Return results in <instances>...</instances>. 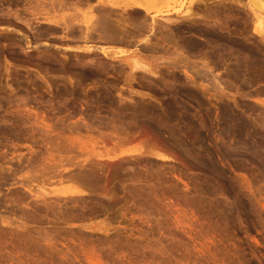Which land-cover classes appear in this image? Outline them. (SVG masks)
Masks as SVG:
<instances>
[{"label":"rangeland","instance_id":"374dc122","mask_svg":"<svg viewBox=\"0 0 264 264\" xmlns=\"http://www.w3.org/2000/svg\"><path fill=\"white\" fill-rule=\"evenodd\" d=\"M33 1L20 0L16 5L0 0V264H264V162L251 158L255 142L264 141V79L246 89L251 97H241L228 83V66L223 65L213 74L220 89L205 93L204 86L210 87L212 77L208 82L190 78L184 70L168 67L163 58L157 63L148 59L154 68L160 64L157 76L136 72L133 80L125 61L65 49L83 48L87 44L81 40H61L62 32L55 37L39 36L50 32V26L42 19L45 16L33 15ZM37 1L46 5L52 0ZM158 1L162 12L172 7L184 12L193 0ZM240 2L246 5L238 8L240 13L232 15L225 10L207 20L228 23L224 32L254 48L261 39L254 34L258 22L250 11L252 2ZM59 12L51 14L59 16L67 11ZM172 13L161 19L165 21H160L162 25L170 23L166 17L175 24L184 22L183 14ZM17 14L22 22L16 19ZM103 43L95 45L127 52L133 48ZM194 81L197 86L190 87ZM184 85L194 88L201 98L186 99L181 93ZM135 104L152 105L160 113L161 106L168 109L172 105L181 117L189 113L200 131L198 137L192 134V139H184L185 147L166 140L168 145L160 150L170 156L167 161L148 153H133L146 146L138 136L122 143L124 146L119 144L118 133L123 130L118 129L123 125L129 128ZM36 109L45 114V123L32 113ZM232 116L234 124L242 120L249 125L240 137L225 135L222 123L226 118L230 122ZM184 125L179 124L186 128ZM153 143L148 149L156 146ZM113 146L116 150L112 151ZM107 151L113 153V159L103 157ZM127 160L132 163L128 165ZM121 162L123 168L118 166ZM103 166L119 168L117 179H105L98 191L94 189L97 192L89 189L80 197L71 195L73 200L78 197L76 201L61 200L64 191L81 189L70 177Z\"/></svg>","mask_w":264,"mask_h":264},{"label":"bare ground","instance_id":"6f19581e","mask_svg":"<svg viewBox=\"0 0 264 264\" xmlns=\"http://www.w3.org/2000/svg\"><path fill=\"white\" fill-rule=\"evenodd\" d=\"M9 1H10V3L11 2L12 3H17L16 5H18V2H20V0H9ZM43 2L42 1L35 0L34 3H36V5L34 7H31L33 9V11H32L33 12V15L35 17L36 16L40 17L42 15L45 16L46 18H42V19L43 20L45 19L44 22L47 23L50 26V28H49L50 32H48L46 30L45 32H41V34L39 36H41L43 38L46 35H52V36L54 35V37H55V35H57V33L62 32L63 33V36L62 37L59 36L61 38V40L62 39L70 40V41H71V39L72 40H81L82 42H85L87 44L83 48H81V47L80 48L79 47L78 48H74V47L73 48H70L69 47V48H65V49L67 51L77 52V53H81V54L84 53V54L92 55V56L100 54V55L103 56V58H106V59H110L111 58L112 60L125 61L127 63V65L130 67V69L132 70V74H133V71L135 72L134 73L135 76H133L131 74V76H130L131 79H133L134 77L137 76L136 75V72H145V73H148V74H152V75H156L157 76L158 69H159L160 64L158 63L157 68H154V67H152L149 64L148 61H150V60H148V59H152V61L155 60L154 62H156V61H162L163 58H166L165 61H167V62H164V63H166L168 67H171V69H172V66L174 68H180V69L184 70V72L190 78L195 77V78L203 79L205 81V80H207V78H210V80H211V77H212V81L213 82L210 83V87L207 86V85L204 86L206 88V90H204L203 92H205V93L206 92H210V91L216 92L218 86H221V85H219L220 83L219 84L216 83V81L218 79L213 74H214V71L216 70V68H219V67L221 68V66H223V65L229 67V68L227 67L229 70L226 68V72L228 73V81H230L228 83H230V86H232V87L234 86V88L236 90V93L237 94H240L241 97H244V98L251 97L250 94H249V91L247 92L246 89L252 87V85L254 87V84L256 85L257 82H261L260 80H263L264 79V46H261V44L262 45L264 44V22H263L264 21V14H262V13H264V0H251L252 5L250 6V11L252 12L253 18L255 20H257V22H258L257 25L254 27V34L257 35V37L261 39V42H260L261 44H259V43L257 44L256 43L257 45L255 44L256 47H254V48H249L248 45L246 44L247 42L238 40L237 38L235 39L233 37V35H231L229 32H224L223 30H225L226 27H228V25H227L228 23L227 24H226V22L225 23L224 22H220L219 23L218 22L219 20H215V21H212L211 20L213 23L212 22L209 23L210 21L208 22V20H207V17L208 18L211 17V16L213 17V15L215 17H217V16L219 17V14L221 12H224L225 10H228L229 12H231L232 15H233L234 12L240 13L241 10H239L238 8L243 6V4H241L240 0H193L192 1V7L189 8L188 10L184 11V12H181V9L180 10L179 9L176 10V8H174V7L168 8V10H166L165 12H162L161 10L158 9V6L157 5H159L160 2L158 1L159 3L157 4V0H55L54 2H52V6H50V3L51 2H49V1H47L48 4H46V5ZM229 4H231V6ZM47 5L50 6L51 8H48L47 9ZM228 6H230V9L228 8ZM244 6H246V5H244ZM255 7H259V9H260V11L262 13L259 12V9L255 8ZM7 9H8V7H7ZM197 9H201V11H205L207 14L204 12L205 14L203 15L202 13L198 12ZM213 9H215V10H213ZM241 9H243V8H241ZM0 11H2L1 8H0ZM7 11H9V10H7ZM59 11H62V13H63V11H67V12H65V13H63V14H61L59 16H56L55 14L54 15L51 14V13H58ZM210 11L211 12L214 11L213 14H210L211 13ZM172 12H174L177 15L183 14L181 18H182V20L184 22L183 23L181 22L182 24H179V23H176L175 24L174 22H171L172 19L170 17L169 18L166 17V22L169 21L170 23L168 25H165V26L162 25L161 22L164 21V20L161 21V19H165V16L166 15L167 16L168 15L171 16V14H173ZM59 13H61V12H59ZM225 13H226V11H225ZM245 14H246V12H245ZM248 14H249V12H248ZM19 15H22V14H19ZM181 18L179 19V21L181 20ZM16 19L19 20V21L21 20V22L23 21L21 18H19L18 14L16 16ZM254 19H252V20H254ZM164 23H165V21H164ZM238 24H239V22H238ZM240 27H241V25H240ZM42 28H43V26H42ZM234 29H235V27H234ZM24 31H26V30H24ZM232 31H234V30H232ZM241 32L242 31H241V28H240V33L239 34H241ZM96 42H101V43L102 42H104V43L105 42L106 43H115V44H119L121 46H123V45L131 46L133 48H131V50L129 52H127L125 50H120L119 48H116L115 50H111L112 47L109 48V47L101 46V45H98V44L95 45ZM48 45L49 44H46V46H48ZM96 57H94V59ZM89 59H92V58H89ZM197 59H199V61ZM232 60H234V62ZM82 62H84V61H82ZM92 62H94V61H92ZM229 62H231L232 64H230ZM91 65H93V63H91ZM106 66H108V65H106ZM119 72H120V70H119ZM160 72H161V70L159 71V74H160ZM72 73H74V72H72ZM187 80L188 79H186V82H189ZM210 80H207V82L210 81ZM172 81L173 80H171V82ZM222 81H223V79H222ZM225 81H227V80H225ZM168 83H170V82H168ZM228 83H226V84H228ZM205 84H207V83H205ZM192 85H194V86H190V85L189 86L190 87L197 86V84H196L195 81L192 82ZM185 86L186 85H184L183 88ZM189 88H186L185 87V89L181 91V93L183 94V96L186 99H188V100H189V98H190V100H191V98H196L197 99L199 95L193 91L194 88L192 90H191V88L190 89ZM259 88L261 89L262 87H259ZM154 89H156V88H154ZM218 89H220V88H218ZM221 89H222V87H221ZM250 89H253V88H250ZM260 89H259V91H260ZM196 91H198V90H196ZM244 91H246V92H244ZM200 92H201V90H200ZM203 92L201 93V95L203 94ZM260 92H262V91H260ZM179 93H180V91H179ZM121 96H123V95H121ZM225 96H228V95H225ZM199 98H201V97L199 96ZM164 99L165 98H163V100ZM114 100H115V98H114ZM121 100H122V98H121ZM147 102L148 101H146V103ZM25 105H26V103H25ZM135 105H136V107H133L132 106L133 109H132L131 114H130V116H131L130 122H128V120L126 119L127 122H128V124H130L129 128H127L128 126L125 127L124 125L123 126L121 125L122 126V129H121V127H120V129H118V130H123V132L121 131L122 133H120V131L118 133V134H121V135H118V136H120L118 138L119 141H120V142L118 141L119 144L120 143L121 144L122 143L125 144L124 142H128L130 140L133 141L138 136V137H140L139 139L142 140V142L146 146V147H141L140 149L134 151L133 153L137 152V153H139V155L140 154L143 155L145 153H148V154H150L151 156L155 157L156 159H158L160 161H167V160H169L170 156L168 155V153L166 154L165 152H163V149H162V151L160 150L161 148H165L168 145V143L166 142V140H170V141L174 142L175 144H179V145H182L183 147H185L186 144H187L185 142H187V141H185L184 139H186V138L188 139V137H190L192 134H194V137H198L196 135H198L200 131L192 123V119L191 118H190L191 120L189 119V116L187 115L189 113H187V114L184 113L185 115L182 113L184 116L181 117V116H179L181 114H178V111H174L175 109L173 110L172 105H169V108L168 109L163 108L161 106V112L162 113H160L158 111V108H156V107H154L152 105H151V107H149L148 105L146 107L137 106V104H135ZM199 105H201V104L199 103ZM19 108H21V107H19ZM176 110H178V109H176ZM223 110H224V113L226 112V114L229 112V111L227 112V108L226 107ZM30 111L31 110H29V113L31 114ZM118 111H120V110H118ZM57 112H58V110H57ZM181 112H182V109H181ZM188 112H190V110ZM234 112H236V111H234ZM32 113L35 114L36 117L41 118V120L44 121V123H45L46 116L43 113V111L42 112H39L36 109ZM222 114H223V112H222ZM90 115H92V114L90 113ZM186 115L188 117H185ZM227 115H225V116H227ZM260 115L262 116V114H259V116ZM195 116L193 117V121H194V118H196ZM125 117H127V116H125ZM208 117H210V116H208ZM262 118L264 119V117H262ZM263 119H262V124H263V121H264ZM183 120H185V121H183ZM230 120L231 121L227 123V118H226L224 120V123H222V124H224L223 126L225 127L224 128V130L226 131V134L225 135H227V136H234V137H236V136L237 137L242 136L243 135V131H245V129L249 125L248 124H245V122L242 121V120H241L242 122L240 121V122H237L236 124H234L233 122L235 120L233 119V116H232V119L230 117ZM209 121H211V120L209 119ZM173 122H176V123H173ZM181 122H183V124L185 123L184 126H186V128H181V126H179V124ZM48 124H49V122H48ZM200 124H201V122H200ZM201 125H203V124H201ZM10 127H12V126H10ZM46 127L49 128V129L51 128L50 125H47ZM117 127H115V128H117ZM203 128H204V126H203ZM61 130H62V128H61ZM132 130H134V131L136 130V133L134 132V134H133L132 133ZM106 137L109 138L110 136L109 137L106 136ZM192 138L193 137L191 136V139ZM251 138L258 140L257 137H255V138L251 137ZM112 140H114V139H112ZM198 141H200V140H198ZM237 141H238V138H237ZM242 141L243 140H241L240 142H242ZM51 142H52V140H51ZM153 142L157 146V147L156 146H153V148L155 147L157 150L155 148H154L155 150L153 148H149L148 149V147H152L151 146L152 145L151 143H153ZM195 142H196V140H195ZM48 143H50V142H48ZM134 143H135V141H134ZM166 143H167V145L165 146ZM189 143H191V142L189 141ZM111 145H112V143H111ZM238 145H241V144L239 143ZM119 146H118V149H119ZM123 146H120V147H123ZM254 146H252V150H251L252 156H251V158L253 157L255 159L254 161L264 162V141L263 142H257V144L255 142ZM112 148H111L112 151L113 150H116V147L114 148V146H113ZM237 148H239V147H237ZM243 148L245 149L244 146H243ZM243 148H241V146H240V149H243ZM168 151H171L172 152V150H169V149H168ZM107 152H108L107 154H105V152L103 153V154H105L103 157H106L108 159H113L114 156L111 155L112 152H109V151H107ZM187 153H188V150H187ZM190 153H192V152L190 151ZM194 153L195 152H193V154ZM248 153H249V150H248ZM182 154H184V152ZM121 155H122V153H121ZM145 156H146V154H145ZM126 157H128V156H126ZM183 158H185V157H183ZM210 160H212V159H210ZM115 161H116V159H115ZM124 161L126 162V160H124ZM96 162H98V161H96ZM100 163H101V161H100ZM131 163L128 161V165L131 164ZM187 163H188V161H187ZM122 164L123 163L121 162L118 166L121 167ZM204 164H206V163H204ZM125 165H126V163L124 164V166ZM110 166H111V164H110ZM97 167H96V170H95V168H91V170H89V172H82L79 175H76L75 174V176L70 177L71 183L72 182L78 183L79 186H81L80 187L81 189H79V190L76 189V190H67V191H64L62 193V195L64 196V198L62 197L63 199H61V200H63V201L64 200H66V201L68 200L69 201L70 198H72V200H73L74 197H71V195H78V196L80 195L81 196V195H84V193H86V191L88 192L89 189H93V190L95 189V190H97L100 187V185L103 184L102 182L105 179H109L110 177L111 178L116 177V179H117V177H118L117 174L119 173V170H118L119 168L117 169V168H112V167L110 168L108 166L107 167L106 166L105 167L103 166L104 168H101V169L98 168V171H97ZM140 167H142V166H140ZM207 167L209 168V166H207ZM33 168H34V166H33ZM122 168H123V166H122ZM203 169L205 170V168H203ZM50 170H52V168ZM122 170H124V169H122ZM70 174H72V171H71ZM131 175H133V174H131ZM135 175H136V173H135ZM4 176H5V174H4ZM40 176H41V174H40ZM67 176H68V174H67ZM46 177H47V174H46ZM38 179H39V177H38ZM131 179H132V177H131ZM110 180L113 181L115 179H110ZM39 182H42V181H39ZM97 191H95V192H97ZM108 191H110V190H108ZM44 192L46 193V191H44ZM34 193H37L36 192V189L34 190ZM44 197H46V196H44ZM60 198H61V196H60ZM75 198L78 200V197H75ZM58 199H59V197H58ZM76 199L73 200V201H76ZM51 200H52V198H51ZM59 201H60V199H59ZM70 201H71V199H70ZM117 201H119V200H117ZM45 202H47V201H45ZM56 202H57V200H56ZM58 202H57V204H58ZM101 202H102V200H101ZM30 204H32V203H30ZM51 204L54 205L53 203H51ZM51 204H49V205L52 206Z\"/></svg>","mask_w":264,"mask_h":264}]
</instances>
